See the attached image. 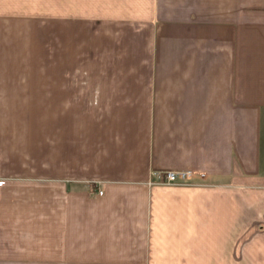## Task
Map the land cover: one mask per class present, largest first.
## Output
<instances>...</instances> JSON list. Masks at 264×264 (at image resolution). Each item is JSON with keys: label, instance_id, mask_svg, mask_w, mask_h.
Masks as SVG:
<instances>
[{"label": "crops", "instance_id": "1", "mask_svg": "<svg viewBox=\"0 0 264 264\" xmlns=\"http://www.w3.org/2000/svg\"><path fill=\"white\" fill-rule=\"evenodd\" d=\"M0 177V264H264V0H0Z\"/></svg>", "mask_w": 264, "mask_h": 264}, {"label": "built area", "instance_id": "2", "mask_svg": "<svg viewBox=\"0 0 264 264\" xmlns=\"http://www.w3.org/2000/svg\"><path fill=\"white\" fill-rule=\"evenodd\" d=\"M205 178L204 173H196L190 169L181 170H158L151 173V178L148 181L149 185H171V186H198L199 180ZM2 183V177H0V184ZM103 191L98 190V195H102Z\"/></svg>", "mask_w": 264, "mask_h": 264}, {"label": "rangeland", "instance_id": "3", "mask_svg": "<svg viewBox=\"0 0 264 264\" xmlns=\"http://www.w3.org/2000/svg\"><path fill=\"white\" fill-rule=\"evenodd\" d=\"M84 26H85V28H84ZM87 34L88 33L86 30V22H85V24H83V20H82L81 21V60H86L87 56H88V48H87V42H86ZM84 67H86V65ZM204 179L203 180L198 179V181L200 182V185H198V186L206 185V183L204 182Z\"/></svg>", "mask_w": 264, "mask_h": 264}]
</instances>
